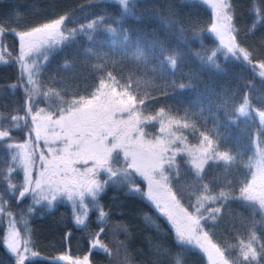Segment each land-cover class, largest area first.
<instances>
[{
  "label": "trees",
  "instance_id": "trees-1",
  "mask_svg": "<svg viewBox=\"0 0 264 264\" xmlns=\"http://www.w3.org/2000/svg\"><path fill=\"white\" fill-rule=\"evenodd\" d=\"M220 6L237 52L216 38L204 0H0V264H264V196H248L264 182V0ZM59 21L60 44L22 56L24 37ZM107 80L139 108L154 179L200 220L218 261L179 236L118 150L87 164L96 189L24 193L27 154L37 166L48 147L76 154L82 141L53 127L27 151L35 122L79 109Z\"/></svg>",
  "mask_w": 264,
  "mask_h": 264
},
{
  "label": "rangeland",
  "instance_id": "rangeland-1",
  "mask_svg": "<svg viewBox=\"0 0 264 264\" xmlns=\"http://www.w3.org/2000/svg\"><path fill=\"white\" fill-rule=\"evenodd\" d=\"M119 1L124 3L126 0ZM204 1L212 11V31L216 38L229 51L237 52L232 36L231 21L220 6V0ZM60 25V21L54 22L48 27L38 29L27 35L26 38L24 37L22 56L26 57V53L32 49L42 46L52 48L60 44L59 37H62ZM261 73L264 77V68L261 69ZM248 106V104L243 105V111H249ZM133 109L134 102L121 93L114 86L113 81L107 80L101 83L94 95L87 99L79 109L68 111L67 114L58 118L37 120L35 128L32 132H28L29 139L24 145L27 151L34 150V146L40 144L41 141H48L52 137L50 129L53 127L59 131L63 128L71 134L79 132L82 141L77 148L79 152L76 154L55 153L52 148L48 147L51 155L39 154L42 163L38 161L40 165L37 166L34 165L36 156L27 154L25 157L27 170L24 193L49 183L56 190L65 188L68 190L69 196L89 192L92 186L93 189H96L99 187V181L94 178V168L96 167H87V164L91 162L103 164L106 157L118 150L126 157L132 171L146 181V198L171 219L179 236L189 242L198 243L212 263L216 259L218 261L221 258L220 248L214 245L207 236L199 235L200 220L188 215L166 186L154 179L153 168L157 165L158 150L139 133L143 117L139 108L135 111ZM255 113L260 118H264L263 112L255 110ZM191 149L190 155L195 159L194 161L202 165L205 151L198 149L195 154ZM35 170H39L37 176ZM260 175H262L261 172ZM256 181L251 183L248 196L258 200L264 196V182L259 187L256 185ZM6 240L11 250H15L19 246V239L11 229L8 230ZM23 259L19 258L18 262L22 263Z\"/></svg>",
  "mask_w": 264,
  "mask_h": 264
},
{
  "label": "water",
  "instance_id": "water-1",
  "mask_svg": "<svg viewBox=\"0 0 264 264\" xmlns=\"http://www.w3.org/2000/svg\"><path fill=\"white\" fill-rule=\"evenodd\" d=\"M16 264H21V263H16Z\"/></svg>",
  "mask_w": 264,
  "mask_h": 264
}]
</instances>
